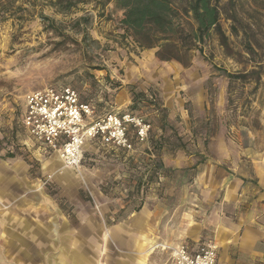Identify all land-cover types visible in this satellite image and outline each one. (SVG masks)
I'll use <instances>...</instances> for the list:
<instances>
[{
    "label": "rangeland",
    "instance_id": "374dc122",
    "mask_svg": "<svg viewBox=\"0 0 264 264\" xmlns=\"http://www.w3.org/2000/svg\"><path fill=\"white\" fill-rule=\"evenodd\" d=\"M72 1L0 0V219L31 226L17 241L46 256L42 264L74 252L99 264L139 253L156 264L155 244L186 241L194 225L200 239L210 234L218 206H199L203 174L220 183L216 202L227 173L243 180L238 196L246 200L222 214L264 197V0H214L228 47L211 29L187 64L137 47L115 0ZM48 85L72 86L95 116L143 118L147 139L130 152L95 140L79 168L44 167L49 158L37 162L21 145L20 118L25 95ZM140 205L143 225H131ZM138 240L142 248L131 245Z\"/></svg>",
    "mask_w": 264,
    "mask_h": 264
},
{
    "label": "crops",
    "instance_id": "0c3cea01",
    "mask_svg": "<svg viewBox=\"0 0 264 264\" xmlns=\"http://www.w3.org/2000/svg\"><path fill=\"white\" fill-rule=\"evenodd\" d=\"M22 132L23 137L21 145L24 149L31 153V156L35 161L41 162L45 158H49L44 167L52 169H60L63 167V163L56 153H44L43 150L39 148L38 144L33 142L25 134L23 129ZM94 141L95 140L87 141L84 145L83 161L85 148H91ZM132 142L133 149L131 150L116 148L110 145H102L111 149L130 152L135 151L136 145L140 143L133 139ZM10 158H13V156L10 155ZM65 168L68 170L75 169L70 167ZM258 174V186L261 187V185L264 184V171L259 168ZM200 179L204 182L205 187L203 186L204 189L201 188L199 191H196L197 195L200 197V201H198L199 206L201 207L202 205L201 201H205L209 204V206L214 202V204L218 206L217 208L216 205L213 206L214 210L216 208L217 212L212 211V216L208 218V224L212 227L210 234L205 238L200 239L199 229L196 230V226L194 225L188 228L186 232V235L188 234V240L186 241L171 242L169 244H155L156 246L154 249H157V257L159 258L156 264H167L171 262L172 248L181 244H188L190 248H194L206 239H212L218 247L217 264H264V197L260 199H250L248 203L249 205H253V208L251 209L241 211L238 210L234 215L222 214L219 211L223 207L237 209L238 204L241 201L246 200L245 196L244 198L238 196L240 189L244 187L243 180L240 177L233 175V172L227 173V176H225L220 186V189L222 190V200L220 202H216L214 201V197L217 194V186H219L220 183L217 184V181L210 175L203 174ZM243 193L244 191L240 193V196ZM203 207L206 208L205 206ZM145 214V210H142L141 208L138 211L134 210V213L131 214L130 224L140 226L145 219ZM3 222H6L5 217H1L0 219V264H4L6 261L21 262L22 264H42L46 262V256L37 253L36 251L30 252V246H28V244L24 245L17 241L18 239L21 241L22 238H26L24 234H22V231H29L31 226H27V224H25L20 225L19 229H14L12 228L13 225L8 222ZM40 236H38V238ZM140 244L143 245L142 241L138 240L131 245L138 248ZM16 252L18 253L17 256H15ZM138 256L139 253H136V255L133 256L106 255L103 257L105 260H102L101 262L105 264H143L144 259L140 260ZM94 259V256L84 255L81 252H74V254L58 255L54 257H52V255L48 256V261L51 264L100 263L98 260L96 261Z\"/></svg>",
    "mask_w": 264,
    "mask_h": 264
},
{
    "label": "built area",
    "instance_id": "2783aa9c",
    "mask_svg": "<svg viewBox=\"0 0 264 264\" xmlns=\"http://www.w3.org/2000/svg\"><path fill=\"white\" fill-rule=\"evenodd\" d=\"M21 128L39 148L58 155L65 167L79 168L87 141L133 149L132 139H147L150 124L131 113L107 112L95 116L93 104L81 100L70 85H48L25 95ZM167 264H217L218 247L212 239L190 248L181 244L171 249Z\"/></svg>",
    "mask_w": 264,
    "mask_h": 264
},
{
    "label": "trees",
    "instance_id": "16d2710c",
    "mask_svg": "<svg viewBox=\"0 0 264 264\" xmlns=\"http://www.w3.org/2000/svg\"><path fill=\"white\" fill-rule=\"evenodd\" d=\"M76 2L67 0V8ZM122 10L120 25L140 49L156 48L162 61L175 60L187 64L193 50L201 51L208 32L213 29L221 44L227 48L228 40L220 24V8L214 0H115ZM237 34V28L232 25ZM251 74V73H250ZM230 79L244 80L249 73L230 74ZM141 205L134 209L138 211Z\"/></svg>",
    "mask_w": 264,
    "mask_h": 264
},
{
    "label": "bare ground",
    "instance_id": "6f19581e",
    "mask_svg": "<svg viewBox=\"0 0 264 264\" xmlns=\"http://www.w3.org/2000/svg\"><path fill=\"white\" fill-rule=\"evenodd\" d=\"M51 161V160H50ZM53 162V161H52ZM64 167V166H63ZM65 168V167H64Z\"/></svg>",
    "mask_w": 264,
    "mask_h": 264
}]
</instances>
